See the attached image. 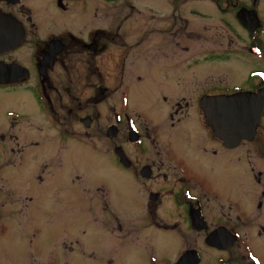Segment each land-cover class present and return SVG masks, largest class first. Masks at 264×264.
I'll return each instance as SVG.
<instances>
[{
  "label": "flooded vegetation",
  "instance_id": "af4514ba",
  "mask_svg": "<svg viewBox=\"0 0 264 264\" xmlns=\"http://www.w3.org/2000/svg\"><path fill=\"white\" fill-rule=\"evenodd\" d=\"M83 1L57 0V6L62 11L73 10L80 14L77 8ZM167 1L170 5L167 11L169 29L160 32L159 42L169 43V53L159 62L154 60V54L147 56L148 53H139L138 58L133 59H140L145 67L163 64L171 69L170 73L167 69V72L161 71L162 79L170 81L169 89L161 88L160 79L155 83L161 101L144 103V107L154 104L161 108L160 116L154 120L140 110L128 108L127 94L120 88L121 83L109 81L113 78L112 72H125L129 67L127 72L135 67V63L125 58V51L107 53L116 38V45L121 48L127 45L119 42L123 38L116 36L120 29L118 25L114 31L112 23L106 27H89L83 21L84 32L73 26H41L28 0H0V13L13 17V21H7L0 16V42L1 39L8 40L0 47L3 50L22 38L15 47L0 53V61L20 65L27 71L26 77L18 81L0 82V89L29 87L36 77L29 89L41 114H45L47 129L50 125L55 127L57 135L62 137L60 141L65 136L75 139L77 154L82 141L91 142L96 138L101 145L98 152L106 154V158L112 157L114 164L113 169L110 168L112 187L107 189L98 184L95 194L90 195L87 191L90 195L88 214L94 230L80 227L71 235L40 233L31 224L25 227V221L33 218L29 214V205L35 196L22 194L20 181L13 182L12 178L21 174V168H26L27 178L37 182L39 197L46 190L58 196V173L66 157L65 149L61 148L59 150L63 151L55 154L57 150L52 151L54 160L50 168L45 161L32 172L24 164L27 158L24 150L38 146L41 139L21 138L17 132L5 134L0 129V264H264L254 246L257 239L264 241V170L254 165L251 149L245 154L242 151V147L259 137L264 122V68H251L247 74V87L234 86L228 90L226 86L209 85L208 75L189 69L188 61L186 69H173L172 65L178 62L173 54L178 45L177 33L184 30L187 37L193 36V24L190 25L189 18L182 13L181 5L185 0ZM199 1H206L223 15L234 17L238 27L224 17L218 22L219 26L232 30L228 38L231 39L233 34L234 40L238 41V47L233 46L235 51L264 61V0ZM192 12L200 20L206 18L198 11ZM93 16H96V8ZM139 27L142 34L144 26L140 24ZM24 45H28V55L32 59L30 66L23 65L19 59H9ZM160 50V47H154V52ZM209 53L215 55L218 52ZM119 61L121 69L114 70ZM147 69L135 70L132 80L148 77L152 68ZM9 74L14 78L11 70ZM116 90L118 95L114 100ZM234 93L243 95L248 107L260 105L262 113L255 126V135L229 146L223 138L213 134L204 106L209 97ZM71 96L73 99H69ZM91 107L93 114L85 112ZM72 114L78 122L75 129L67 127ZM19 119L23 117L15 116L10 110L6 125L10 121V126L15 128ZM41 136L49 138L47 132ZM6 140L13 146L7 148ZM20 140H28L29 144ZM48 141L53 142V139ZM178 144L188 148L187 152L194 155V160L189 154L180 153L176 148ZM50 145L54 149L60 146L58 142ZM224 159L233 168L234 164L240 166L242 160L246 161L247 166L241 172L244 181L250 184L246 185L248 194L244 199L221 195L209 171L198 165L201 160L211 169L210 162L215 174H224ZM216 161H221V165ZM121 184L128 188L126 192H131L129 187L133 188L132 203L120 201L121 191L117 189H121ZM12 243L21 249L11 248Z\"/></svg>",
  "mask_w": 264,
  "mask_h": 264
},
{
  "label": "rangeland",
  "instance_id": "374dc122",
  "mask_svg": "<svg viewBox=\"0 0 264 264\" xmlns=\"http://www.w3.org/2000/svg\"><path fill=\"white\" fill-rule=\"evenodd\" d=\"M30 7L32 8L33 15L36 21H39L41 26L47 27H64L73 26L74 28L79 27L84 32V27H82V22L85 21L86 24L90 26L97 25L98 27H106L110 23L114 25V31H116V26L120 27L119 34L117 37H121L124 40H119V42H126L127 45L121 48V45H116L118 42L115 39L114 45H109L107 53L114 51L119 52L121 50L125 51V58L132 63H135V67L131 68L129 71L118 72L110 74L113 76L109 81L115 82L116 84L121 83L120 88L126 91V97L128 101V108H135L140 110L144 116L154 118L157 120L160 116L161 108L152 104L146 105L144 103L148 101H161L159 96V90L155 86L160 79L161 88L169 89L170 81L166 82L161 77V71L166 69L171 72L169 66L165 67L163 64L155 67H145L140 59L133 60L134 57L138 58L140 54L153 55L157 62L163 60L164 56L169 53V43H164L165 41L159 42L161 40L160 32L168 30V23L170 15L167 11L170 9V5L167 0H84L79 6L78 11L80 14H76L73 10L69 12L62 11L61 8L57 6V0H28ZM29 3L26 2L27 5ZM182 13L189 18L190 25L193 24V36L186 35V31H178L177 33V50L176 54H173L177 58V65H172L173 69H186V61H188V68L198 71L200 74H207L209 85L214 86H226V89H233L234 86L247 87V74L252 67L264 68V61L255 60L245 52L233 49L238 47V41H235L231 35V39L228 38L231 31L226 28L219 26L220 22L218 19L224 17L230 20L233 24L234 17L232 15H223L215 6H211L206 1L199 0H185ZM96 8V16H93ZM198 11L206 15L205 19L200 20L195 16V12ZM91 16V17H90ZM177 19V18H175ZM144 26L143 33L141 34V29L139 25ZM148 27V28H147ZM162 27V28H160ZM177 27H179L177 25ZM236 27H238L236 25ZM148 29V30H147ZM188 29V28H187ZM239 29V28H238ZM237 30V29H236ZM149 31V32H148ZM153 32V34H151ZM146 37L144 43L142 37ZM160 36V37H159ZM141 37V38H140ZM140 40V41H138ZM143 41V42H142ZM169 41V40H168ZM140 43L135 45L132 43ZM158 46L161 48L160 51L154 52V47ZM188 47V51L184 50ZM1 50V47H0ZM150 50V51H149ZM225 50L226 52H223ZM28 45H24L19 51L12 54L9 59H19L23 65L30 66L32 64V59L28 55ZM209 51H217L215 55L209 53ZM221 51V52H219ZM223 52V53H222ZM146 56V57H147ZM124 58V57H123ZM3 60L5 58H2ZM8 59V57L6 58ZM103 69H105L106 60H104V55L102 58ZM190 60V62H189ZM99 61V60H98ZM130 61V62H131ZM192 61V62H191ZM121 61H119L120 64ZM114 67L121 69V64ZM141 68H149L150 75L144 77L142 80L133 81L132 78L135 75V70ZM172 68V67H171ZM148 70V69H147ZM125 73V74H124ZM34 80L32 79L29 83V87H18L17 89L7 90L0 89V129L5 134L17 132L21 138L26 139H41L38 140L40 143L36 147L24 150V154L27 157L25 160V165L30 167L32 172H36L41 165L47 161L50 168L54 157L52 156V151L59 153L65 149L66 157L62 160L63 166L58 173L59 180V195L53 196L50 194L51 191H44L42 196H38L37 182L30 178H27L26 168H21V174L12 178L13 182L20 181L19 189H21L22 194L34 195V201L29 205V214L33 216L32 221H25V227L33 225L39 230L40 233L49 234H73V231L77 229L86 228L94 230L95 227L90 221L88 207L89 198L92 193L95 194V187L98 184H103L107 189L112 187L111 171L110 168L114 166L113 159L106 158V154H100L97 148L101 145L96 138L88 141H82L81 150L79 154L75 151L77 142L75 139H69L64 137L61 140V136H58V130L54 129L52 125L47 129V122L45 121V114L39 110L38 103L33 97V93L30 92L32 89ZM124 85V86H123ZM167 85V87H163ZM204 87V86H203ZM202 87V88H203ZM30 88V89H29ZM121 92V89H118ZM118 91L114 95V100L118 95ZM73 99V96L69 97ZM12 110L15 116L23 117L16 121L17 127L12 128L10 126V121L6 125L7 112ZM91 112L93 114V108L85 110V112ZM61 115L64 113L61 111ZM68 116L67 114H65ZM70 119L67 122V127L73 126L75 129L78 122L75 121L76 116L74 114L69 115ZM47 132L49 138L41 136L42 133ZM53 139V142H58L60 145L55 146V149L51 147L50 144L53 142L48 141ZM58 139V141H57ZM21 141V140H20ZM37 141V142H38ZM47 141V142H46ZM21 142L29 144L28 140H22ZM5 145L8 148L13 146L9 140L5 141ZM264 143V122L260 127L259 137L254 140L252 144L242 147L243 154L249 149L252 150L251 157L254 160V165H257L259 169L264 170V149L262 145ZM190 149L192 146L188 143ZM180 153L189 154L191 160H194V155L186 149L185 146L178 144L176 146ZM186 149V151H185ZM43 157L40 161L39 158ZM248 159V157H243ZM198 165L209 171L211 178L215 179L214 186L218 189V192L224 196L235 195L238 198L244 199L248 192L246 185L250 184L249 181H244V176L241 169L244 170L247 163L245 160L241 161L240 166L234 164V168L228 164L225 159L223 170L224 174H215L213 172V167L211 169L201 160ZM218 165H221V161H216ZM113 169V168H112ZM52 171V170H51ZM6 175V172H3ZM76 176H80L79 179ZM8 178V177H7ZM82 178V181H80ZM239 181V182H238ZM238 182V184H236ZM93 187V188H92ZM118 187V184L115 185ZM90 188V189H89ZM124 188L121 184V189H117L120 192V201L126 202L128 204L132 203L134 200L133 188ZM88 193L90 194H87ZM117 192V193H118ZM34 221H36L35 224ZM256 235V233H254ZM256 253L262 262L264 263V241H259L258 239L254 243ZM11 248L21 247L16 244H10Z\"/></svg>",
  "mask_w": 264,
  "mask_h": 264
},
{
  "label": "water",
  "instance_id": "95a60500",
  "mask_svg": "<svg viewBox=\"0 0 264 264\" xmlns=\"http://www.w3.org/2000/svg\"><path fill=\"white\" fill-rule=\"evenodd\" d=\"M7 1L14 2L15 0ZM0 16L7 21H13V17L9 14L4 15L0 13ZM7 41L1 39L2 44L0 42V46ZM17 44H10L3 50L1 47L0 53L15 47ZM0 68L2 70L0 74L2 77L0 78L1 83L18 81L21 77H26L27 71L20 65L5 64L0 61ZM10 70L15 75L14 78L9 74ZM207 100L204 106L207 123L211 127L213 134L223 138L227 145L232 146L242 138L251 139L255 135V126L259 124L262 113L260 105L248 107L244 96L239 93L213 96ZM224 110L225 119L223 120Z\"/></svg>",
  "mask_w": 264,
  "mask_h": 264
}]
</instances>
